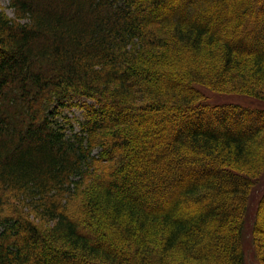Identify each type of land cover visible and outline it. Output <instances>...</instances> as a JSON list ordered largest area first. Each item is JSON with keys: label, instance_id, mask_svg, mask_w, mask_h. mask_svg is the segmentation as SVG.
Returning <instances> with one entry per match:
<instances>
[{"label": "trees", "instance_id": "obj_1", "mask_svg": "<svg viewBox=\"0 0 264 264\" xmlns=\"http://www.w3.org/2000/svg\"><path fill=\"white\" fill-rule=\"evenodd\" d=\"M8 1L0 264H264V0Z\"/></svg>", "mask_w": 264, "mask_h": 264}, {"label": "rangeland", "instance_id": "obj_2", "mask_svg": "<svg viewBox=\"0 0 264 264\" xmlns=\"http://www.w3.org/2000/svg\"><path fill=\"white\" fill-rule=\"evenodd\" d=\"M0 6L4 8V10L8 13L9 16L13 17L14 12L13 9L9 6V1L8 0H0ZM207 95L209 96V99H207V101L210 102V104H238L241 107L244 108H254L256 110L259 109H264V100L262 101H253L252 99H249L245 96H241L239 94H218L212 91H206ZM62 113L61 115H58L56 117L57 122H59L61 124V127L63 128V131L66 134H70V123L68 121V119L65 116H68L69 118L72 119V125L74 126L75 131L79 130V123L78 120H76V117L81 116V109L73 106L71 108H63L61 109ZM239 112V111H238ZM242 114H237L238 117L235 118V114H230L229 116L231 117L230 120H228V125L233 127V124L235 125L239 119H241ZM234 116V117H233ZM156 124V122L153 121H148L144 124V127L148 128L150 126H154ZM160 132V131H159ZM264 193V181L262 183H258V185L254 188L252 195H251V216L253 217L254 211L256 210L257 207V202L259 201L260 197L262 196V194ZM252 223H250L251 225ZM250 229L248 228L247 233ZM249 234V233H248ZM246 255H247V264H258V262L256 261L254 254H253V249L251 248V246L246 247Z\"/></svg>", "mask_w": 264, "mask_h": 264}]
</instances>
